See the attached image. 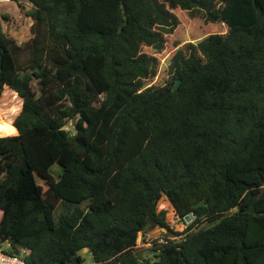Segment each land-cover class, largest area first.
I'll list each match as a JSON object with an SVG mask.
<instances>
[{
	"label": "trees",
	"instance_id": "1",
	"mask_svg": "<svg viewBox=\"0 0 264 264\" xmlns=\"http://www.w3.org/2000/svg\"><path fill=\"white\" fill-rule=\"evenodd\" d=\"M25 1L26 41L0 21V102L21 100L0 136L7 251L32 264H264V0ZM155 227L174 238L140 258Z\"/></svg>",
	"mask_w": 264,
	"mask_h": 264
},
{
	"label": "rangeland",
	"instance_id": "2",
	"mask_svg": "<svg viewBox=\"0 0 264 264\" xmlns=\"http://www.w3.org/2000/svg\"><path fill=\"white\" fill-rule=\"evenodd\" d=\"M30 9V3L25 0H21V4L18 5L9 0H0V21L2 22L3 29L9 35L13 36L18 43H23L30 36L31 19L27 15V11ZM4 16H6L4 18ZM181 22V20H180ZM182 23V22H181ZM183 25V24H182ZM187 33V28H179L177 35ZM164 59H162L163 62ZM21 100L15 97L13 94H4L0 102V136L8 135L11 132V124L6 121L10 120L20 109ZM15 132V131H14ZM54 174L58 171V166L55 164L52 166ZM86 203H82L84 206ZM159 209H165L167 211L166 220L169 226L174 231H181L185 228V223L180 218L174 215L173 209L166 199L163 197L158 205ZM60 211V207L55 211V216ZM165 233L166 235H163ZM174 238L173 233L165 228L155 227L142 234H139L137 238V250L139 255L146 257L151 254V248H153L155 242H161L164 238ZM86 252V251H85ZM87 261L89 258L87 257Z\"/></svg>",
	"mask_w": 264,
	"mask_h": 264
},
{
	"label": "built area",
	"instance_id": "3",
	"mask_svg": "<svg viewBox=\"0 0 264 264\" xmlns=\"http://www.w3.org/2000/svg\"><path fill=\"white\" fill-rule=\"evenodd\" d=\"M7 247L8 242L3 244L0 242V264H32L24 258L26 250L22 249L20 252L10 253L7 251Z\"/></svg>",
	"mask_w": 264,
	"mask_h": 264
},
{
	"label": "water",
	"instance_id": "4",
	"mask_svg": "<svg viewBox=\"0 0 264 264\" xmlns=\"http://www.w3.org/2000/svg\"><path fill=\"white\" fill-rule=\"evenodd\" d=\"M179 80L175 83V85H174V89H177V87H178V84H179ZM17 134V133H16ZM87 250V248H84L83 249V251L85 252ZM16 253V252H15ZM139 257L141 258V256L139 255Z\"/></svg>",
	"mask_w": 264,
	"mask_h": 264
}]
</instances>
